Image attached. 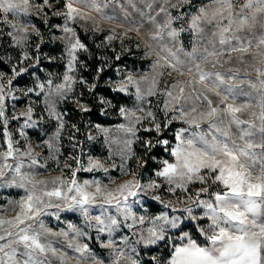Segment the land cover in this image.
<instances>
[{
    "label": "snow or ice",
    "instance_id": "obj_1",
    "mask_svg": "<svg viewBox=\"0 0 264 264\" xmlns=\"http://www.w3.org/2000/svg\"><path fill=\"white\" fill-rule=\"evenodd\" d=\"M112 2L63 0V11L54 13L63 17V25L58 27L64 34L61 39L65 41L68 61L62 83L53 87V81H47L48 97L56 96L63 100L72 90L77 82L72 75L78 62L77 54L87 51L76 28L70 24L92 21V30L100 31L92 14L116 20L118 17L115 14L109 15L105 11ZM128 2L132 4V0ZM183 3L185 0H175V3L162 0L159 8V13L165 14L162 24L157 23L154 16L148 17L155 26V31L149 33L150 38L165 53L156 54L153 74L139 79L129 74L113 88V91L125 93L135 100L132 108L119 107V115L125 123L115 125L114 131L120 135L110 140L109 133L113 130L101 129L97 125L105 133L106 143L121 145L115 153L109 150V159L117 155L121 161L120 164L112 163L111 168L118 169L129 179L117 183L109 175V167L91 156L86 166L79 159L69 157V160L75 161V168L65 161L60 175L38 178L41 170L47 171V162L41 163L39 153L34 152L31 146L24 150L17 147L18 142H14L7 131V118L3 120L0 188L21 189L24 194L18 200L9 201L15 215H0V264H53V259L58 264H72L68 251L56 247L57 243L77 254L75 264H81V261L90 264H139L135 258L136 246L143 244L148 247L159 242H165L171 250L166 258L153 256L155 264H161V261L163 264H264V66L251 65L256 72L255 80H240L238 70L221 72L216 67L231 62L233 54H236V60L243 61L249 55L252 60L264 65V0H244L238 8L233 0H211L209 6L200 7L188 22L197 40L191 51L184 53L186 59L182 60L178 53L183 49L174 50L164 42V38L167 36L175 40L180 32L185 31L183 27L177 29L172 26L183 16H174L168 10ZM34 6L32 0H0V15H3L5 23H9L8 14L28 17L32 15ZM132 6L135 7L134 4ZM37 7L43 13L46 7L52 5L50 0H42ZM128 15L125 10V21ZM258 17L259 34H256L253 30L257 27ZM225 20L226 24L223 23ZM213 21L215 30L211 38L203 43L205 30L201 25L212 24ZM11 27L13 31L8 35L17 47L24 48L31 35L27 24L12 23ZM140 27L142 25L136 28L137 32ZM85 31L88 29L85 28ZM111 31L107 40L110 42L119 38L123 43L127 32L117 37L115 29ZM243 31L251 35H241ZM33 32L39 35L34 26ZM253 48L255 51H252ZM225 56L227 60L223 59ZM28 58L25 52L21 59ZM208 66L212 70H207ZM161 68H171L180 76L185 74V70L189 73L188 80H177L160 93L165 97L163 124L157 121L150 108L145 110L144 107L148 97L158 94L159 77L163 73L157 69ZM28 71L23 67L19 71L12 68L14 76ZM2 79L3 73L0 72V117H5V84ZM80 82L86 83L83 80ZM11 83L9 80L8 84ZM39 88L43 91L45 85L41 83ZM130 88L134 92H129ZM210 94L217 98L215 102ZM240 98H243L242 102H238ZM47 109L49 116L58 121L53 134L58 140L64 122L55 111L54 102H49ZM81 110L88 111L84 106ZM32 112L29 107L20 113V116L27 117L25 127L35 124L31 119ZM145 121L151 126L141 128ZM174 121L187 125L175 131L174 143L160 138L153 144L152 140H141L137 135L141 131L159 135ZM88 138L93 139L91 135ZM137 141L149 151L157 145L163 146V151L168 154V158L158 161L160 166L154 171L155 179L149 178L147 182L138 179L137 173L127 166L128 161L136 158L132 145ZM45 143L50 149L53 147L51 140ZM49 159L60 167L56 156L50 155ZM139 166L142 165L138 162ZM68 169L70 176H65L64 172ZM78 172H103L107 182L98 178L81 181L77 179ZM196 184L202 186L192 191L191 186ZM165 192L174 199H162L161 194ZM148 200L159 203L162 210L157 215L138 216L133 207L143 206ZM93 209L98 210L97 215H91ZM8 210L0 209L2 212ZM61 211L79 213L84 225L96 230L97 240L101 239V233L108 234V242L100 244L101 249L109 250L106 259L99 258L87 243H80V238L89 236L84 227L68 222L66 229L55 232L45 224L44 217L55 216L59 220ZM185 222L194 225V232L184 230L187 227ZM122 226L135 229L132 235L138 236V239L130 241L128 236H121L118 244L113 234L118 233ZM172 230L178 235H169Z\"/></svg>",
    "mask_w": 264,
    "mask_h": 264
},
{
    "label": "rangeland",
    "instance_id": "obj_2",
    "mask_svg": "<svg viewBox=\"0 0 264 264\" xmlns=\"http://www.w3.org/2000/svg\"><path fill=\"white\" fill-rule=\"evenodd\" d=\"M171 2L175 3V0H171ZM32 3L35 6L31 10L32 15L28 17H25L22 14H8L7 21H9V23H5L3 15H0V62L1 64H4L3 66L0 65V72L3 73L2 82L5 84V117H0V150H4L3 120L7 118V131L11 134L13 141L18 142L16 146L20 147L21 150L31 146L34 152L39 153L40 162H47L49 166L47 171L41 170V175L38 178H48L50 176L60 175V169L64 167L65 161H67L72 168H75L77 166L75 161L69 160V157L79 159L80 162L86 166L87 160L89 156H91L93 158L100 159L105 163L106 166L109 167V175L113 176L117 183L122 182L125 179H129V176L121 175L118 169L111 168L112 163L120 164L121 161L120 157L117 155H113L112 158L109 159V150L111 149L112 152L115 153L118 151L121 145L115 143H106L105 133L97 128V125H99L101 129H112L113 131L109 133L110 140L113 137L120 135L114 131L115 125L125 123L124 118L119 115V112L113 117L115 120L114 123L90 124L89 128L85 130L87 138L86 145L84 147L79 145V138L77 136V133L79 132L78 124L74 123L72 119L73 115L69 113V110L72 107H86L78 101L77 97H80V95H76L78 88L83 86V83L80 82L82 79L78 77L77 64L74 72L72 73L77 82L73 85L72 90L67 93L66 97L61 100L56 96H47L49 92L47 81L52 80L53 87L56 84L62 83L63 74L66 71L68 61V56L65 49V41L61 39V37L64 35L61 31L63 17L54 15L56 12L63 11V0H59V3H57V0H50L52 7H46L43 10V13L39 12L37 7L42 3V0H32ZM210 3L211 0H185V3L181 4L179 7H169L168 9L169 12H171V14L174 16H183V19L174 21L172 26L177 29L183 27L185 31L180 32L179 36L175 40H172L167 36L164 38V42L170 47H173L174 50L180 48L183 49V51L178 53L182 60L186 59L184 53L191 51L193 43H195L197 40L196 34L189 29L188 22L190 17L192 14H196L200 7H207L210 5ZM233 3L238 8L244 3V0H233ZM132 4H134L135 7H133ZM132 4H130L128 0H113L110 6L105 9L109 15L115 14L118 17L113 21L106 20L93 13L92 15L98 22L101 29L100 31L92 30V21H79L77 23L70 24L71 27L76 28V32L79 37L81 33L87 34L88 39L93 43L101 44L103 45V48L105 47L104 45H107L113 50L118 51L119 54L122 53L126 55V57L131 60V62L124 61V63H121V66L118 67L117 75L111 81L113 88L129 74H132L137 79L146 74H153L154 70L152 65L157 59L156 54L160 53L161 55H165V53L161 51L160 47L150 38L149 33L155 31V26L148 19L149 16H154L157 23L162 24L164 22L165 14L159 13L162 0H132ZM121 5H123V8ZM149 5H151V7H149ZM125 10L129 14L127 21L124 19ZM141 13H144V15L142 16ZM157 13H159V15H157ZM28 21H30V23H28ZM259 22L260 18L258 17L257 27L253 30L256 34H259ZM12 23H16L17 25L24 23L28 26V31L31 33V35L27 45L24 48L17 47L14 44L12 37L8 35L9 32L13 31L11 27ZM223 23L226 24L227 20L223 21ZM140 25H142V27H140L139 32H137L136 28ZM33 26L38 30L39 35H36L35 32H33ZM201 26L205 30V39L202 42L206 43L207 39L211 38L212 31L215 30V21H213L212 24L202 23ZM85 28H87L88 31H85ZM113 28L115 29V34L117 37H120L123 33L127 32V35L123 39V43L119 38L110 42L107 40V36L112 34L111 30ZM240 34L251 35V33L248 31H243ZM56 42L60 43L63 48V52L59 56L53 57L48 55L47 52L43 54L38 53V48L42 44L54 45ZM252 51H255V49L253 48ZM25 52L28 53L29 58L27 60H22L21 58ZM80 52L77 54L78 58L80 56ZM235 55L236 54H233V59L231 62L224 63L223 66L217 65V69H219L221 72L238 70V78L240 80L247 78L255 80L256 72L251 65L255 64L257 67L264 65H261L258 60H252V57L249 55H246L243 61L236 60ZM43 58H46L48 63H43ZM223 59L227 60L228 57L225 56ZM129 63H131V65L136 63L142 67L139 69L136 68L130 70L127 68ZM13 67H15L17 71H19L21 67L27 68L29 71L22 73L20 76H14V73L12 72ZM207 70H212L211 66H208ZM157 71L163 73V75L159 77L160 84L158 94L156 96L148 97V102L144 104V107L145 110L150 108L156 114L157 121L163 124L165 117L162 108L165 97L160 93L164 92L177 80H180L181 82L188 80L189 73H187L185 70V74L180 76L171 68H161L157 69ZM9 80L12 81L10 85L8 84ZM41 83L45 85L43 91L39 88ZM29 89H32V91L29 92ZM129 92H134V89L130 88ZM132 98L133 102H130L131 105H127L125 107H134L135 100L134 97ZM211 98L214 100V102L217 100V98L214 96H211ZM242 100L243 98H240L238 102H242ZM49 102L55 103V111L61 115V119L64 122V128L61 130V135L58 140H56L53 136L58 127V121L55 118L49 116L47 109ZM29 107L33 109L31 119L35 121V124L25 127L24 121L27 119V117L20 116V113L27 111ZM108 110L110 111L111 109L109 108ZM137 114L139 115L140 113ZM170 116L171 113L169 114V118ZM13 117L17 118L13 119ZM150 126V123L145 121L140 127L144 128ZM181 127H187V125L183 124L181 121H174L173 124L168 126V128L163 129L162 133L159 135L155 132L149 135L147 133H143L142 131L138 132L137 135L140 136L141 140H152L153 144H155L156 140L160 138L168 139L174 143V133L178 128ZM21 133H23V135H21ZM89 135H91L93 139L90 140L88 138ZM50 140L53 143V147L51 149L48 147L47 143H45L46 141ZM132 148L136 153V158H133L127 162L128 168L132 171H135L137 173V178L142 182H147L149 178L155 179L154 171L160 166L158 161L168 158V154L163 151V146L157 145L155 148H152L149 151L143 144L137 141L132 145ZM157 148L161 149V152L160 154L156 155L154 152L157 150ZM50 155H54L57 157V159H59V168L57 167L54 160L49 159ZM153 156H155L156 159H151ZM145 159L150 160L151 166L147 167L149 164L147 161H145ZM138 162L142 166L138 167ZM64 175L70 176V169L65 170ZM93 178L105 179V182H107L103 172L77 173V179L81 181L84 179ZM201 186L202 185L199 184L191 186L192 191H195V189ZM23 194V190L21 189L0 188V209H9L7 212L0 211V215L9 217L15 215V213L11 211L9 201L18 200ZM161 195L162 199L165 200L174 199V197L169 196L166 192L162 193ZM161 210L162 206L159 203L151 200H148V202L143 206L136 205L133 207V211L138 216L157 215ZM51 211H55V209H52ZM97 214L98 210L93 209L91 215L94 216ZM44 220L45 224L55 232H59L62 228L66 229L68 222L76 224L80 227H84L85 231L89 233V236L80 238V243H87L91 250L98 254L99 258H107L109 250L101 249L100 244L108 242V234L101 233V239H95L97 235L96 230L94 228H87L84 225L83 218L79 215V213L61 211L59 220H57L55 216L44 217ZM185 223L187 224V227H185L184 230L194 232V225L190 222ZM133 231H135V229H127L122 226L118 233L113 234V238L118 244L120 242L121 236H128L130 241H135L138 239V236H133ZM169 235L175 237L178 235V233H176L175 230H172ZM55 246L61 248L63 251H68L69 256L72 257V264H75V256L77 254L72 253L71 250L62 248L59 243H57ZM136 247L137 253L135 258L139 260V264H155V261L152 260L153 256L166 258L171 250L169 245L165 242H159L157 245H151L148 247L140 244ZM53 264H58V261L53 259ZM81 264H90V262L81 261ZM161 264H163V261H161Z\"/></svg>",
    "mask_w": 264,
    "mask_h": 264
},
{
    "label": "trees",
    "instance_id": "obj_3",
    "mask_svg": "<svg viewBox=\"0 0 264 264\" xmlns=\"http://www.w3.org/2000/svg\"><path fill=\"white\" fill-rule=\"evenodd\" d=\"M80 39L87 47V51L80 52L77 62L78 77L86 84L78 88L76 95H80L78 101L88 108V111H82L80 107H72L69 113L73 115L74 123L78 124L79 145L84 147L87 143L85 130L90 124H108L114 123V115L119 112L120 106L131 105L133 98L125 93L113 91L112 79L116 77L118 67L124 61H129L128 57L118 51L113 50L107 45L103 48L101 44L93 43L88 39L87 34L81 33ZM53 57L59 56L63 52L60 43L56 44H42L38 48V53H46ZM126 53V52H125ZM119 56V59H117ZM43 63H48L46 58H43ZM126 63V62H125ZM0 65L3 66L4 64ZM128 65V64H127ZM62 66V64H61ZM63 67V66H62ZM139 64L129 63L127 68L130 70L140 68ZM102 69V71H101ZM95 85V87H92ZM109 102V104H108ZM106 104V105H105ZM108 106V107H107ZM111 109L110 111L108 109ZM161 149L155 150L154 154H160ZM151 166L149 159H145ZM152 161V160H151Z\"/></svg>",
    "mask_w": 264,
    "mask_h": 264
}]
</instances>
